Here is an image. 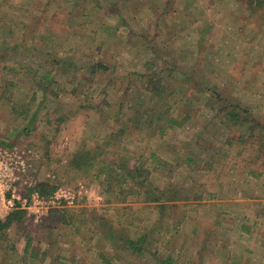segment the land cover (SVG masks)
I'll list each match as a JSON object with an SVG mask.
<instances>
[{
	"label": "rangeland",
	"instance_id": "rangeland-1",
	"mask_svg": "<svg viewBox=\"0 0 264 264\" xmlns=\"http://www.w3.org/2000/svg\"><path fill=\"white\" fill-rule=\"evenodd\" d=\"M121 160L148 177L110 187ZM12 161L16 196L69 198L0 234V264H264V0H0Z\"/></svg>",
	"mask_w": 264,
	"mask_h": 264
},
{
	"label": "trees",
	"instance_id": "trees-1",
	"mask_svg": "<svg viewBox=\"0 0 264 264\" xmlns=\"http://www.w3.org/2000/svg\"><path fill=\"white\" fill-rule=\"evenodd\" d=\"M78 4V3H76ZM75 4V5H76ZM10 21L5 22V26L10 27L9 23H11V25H18L21 24V22L17 21L16 19H11L9 18ZM12 20V21H11ZM14 20V21H13ZM92 70H106L108 69V65L103 63V62H97L94 63L91 66ZM187 79L188 76H186ZM155 89L152 90V92H154ZM200 93L201 94H205L207 95L206 92V88L202 87L200 89ZM203 94V95H204ZM137 115H139V117H144L143 115L145 114V111H141L140 109H138L135 112ZM189 113V110H186V115L184 118H187ZM224 116V118H227L229 120H234L235 122H237L238 120L241 119V117L239 116L238 113L233 114L231 111H228L226 113L223 112L222 114ZM162 116V113L158 114V117L160 118ZM170 120H172L173 122L177 124H181L183 119H179L177 117H169ZM168 117L166 119H169ZM34 119L32 118L31 121H33ZM223 120V119H222ZM165 128L167 127H160L161 131H164ZM88 151V150H87ZM87 151H85L84 153H86ZM84 153H80L78 156H74L72 161L70 162V165H76L77 167L81 168V167H86L87 170L93 168L96 166V161L98 160V156L93 154L92 152H89L84 154ZM77 157V158H76ZM79 157V158H78ZM76 160V161H75ZM75 161V162H74ZM106 166L102 167V171L101 173H103L106 177V181L108 182L109 186L114 188L116 184H114V180H118V179H123V182L126 181V179L131 178V179H136L138 177L145 176L148 177L149 175V170L143 166H136L133 165L131 167L126 166V163L123 162V160H121V162H116V161H110V162H105ZM112 169H106V168H111ZM115 168V169H114ZM137 183L139 184H144L145 183V179L143 180H139L137 181ZM57 188V186H53L50 187L49 185L46 186V183H38L34 188H31V190L29 192H32L33 190L37 189L39 190L40 194H44V195H48L50 193H53V191ZM177 198H180L177 197ZM27 211L25 209H16L15 211L10 212L7 216L5 217H0V234H5L13 225L15 224H24L26 223L27 225V229L29 231H33L32 230V222H31V218L27 215ZM30 215V214H29ZM26 238H27V244H26V249L28 248V246H30L31 241H32V237L30 233H26ZM144 237H142L140 239V241H144L143 240ZM129 244H131L132 247L136 248L137 250H143L144 246L139 244V241H134L132 239L127 241Z\"/></svg>",
	"mask_w": 264,
	"mask_h": 264
},
{
	"label": "built area",
	"instance_id": "built-area-1",
	"mask_svg": "<svg viewBox=\"0 0 264 264\" xmlns=\"http://www.w3.org/2000/svg\"><path fill=\"white\" fill-rule=\"evenodd\" d=\"M14 164L16 172L13 170ZM19 170L23 172L26 171L24 161H12L11 164L6 162L0 170V217L3 218L16 209H25L28 214L34 215L37 219L48 212L51 206L60 204L63 199L67 200L69 198L68 195L64 193V191H66L65 188L50 196H43L37 191H34L28 197L23 195L16 196V188L19 181L26 184V186L28 184L30 186L33 184L32 181L29 183L27 180H24V177H21L19 174ZM2 185L5 186V189H2Z\"/></svg>",
	"mask_w": 264,
	"mask_h": 264
}]
</instances>
